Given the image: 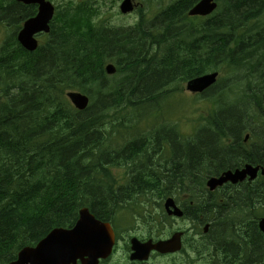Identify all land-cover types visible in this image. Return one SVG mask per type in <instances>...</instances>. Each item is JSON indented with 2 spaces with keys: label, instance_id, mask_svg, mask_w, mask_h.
<instances>
[{
  "label": "trees",
  "instance_id": "trees-1",
  "mask_svg": "<svg viewBox=\"0 0 264 264\" xmlns=\"http://www.w3.org/2000/svg\"><path fill=\"white\" fill-rule=\"evenodd\" d=\"M198 1L170 0L151 22L141 14L135 37L94 33L97 9L79 6L60 28L66 31L61 41L46 42L33 54L15 39L23 9L15 0L1 1L0 264L51 229L70 228L82 207L112 221L123 206L139 211L143 198L178 196L194 186L203 191L207 176L238 166L239 159L263 163L264 133L249 153L234 148L251 123L264 128V0H218L212 16L187 17ZM106 63L116 66L119 80L105 75ZM220 70L222 82L235 80L206 93L207 109L197 113L204 136L197 127L193 140L175 130L165 137L156 120L158 102L181 92L187 81ZM70 91L88 95L90 107L74 110L65 99ZM231 92L241 94L232 105L225 103ZM117 167L128 169L123 186L112 174ZM256 187L239 201L223 200L224 206L212 194L201 203L193 197L191 205L182 203L201 225L213 223L209 234L226 264L241 258L264 264L256 227L264 181ZM223 242L234 243L232 259Z\"/></svg>",
  "mask_w": 264,
  "mask_h": 264
},
{
  "label": "water",
  "instance_id": "water-1",
  "mask_svg": "<svg viewBox=\"0 0 264 264\" xmlns=\"http://www.w3.org/2000/svg\"><path fill=\"white\" fill-rule=\"evenodd\" d=\"M29 4L37 2L40 4L39 14L36 18L25 23L23 30L19 33L18 40L21 45L28 51H34L37 46L33 36L39 31H48V22L52 17L53 10L44 0H20ZM216 8L214 0H201L189 13L190 16H206ZM121 12L131 11L130 0H125L121 4ZM107 74H112L115 69L109 65L105 69ZM217 73L208 74L202 77L190 80L186 84V90L191 93H201L209 88L216 81ZM72 104L79 110H84L87 106V98L80 94H69ZM257 169L246 167L243 171L235 173L227 172L219 178H211L207 182L209 190L223 185L226 182L236 184L242 182L246 176L250 180L256 177ZM264 176V171H262ZM172 210H171V209ZM165 209L169 215L180 217L181 212L175 207L172 200H167ZM260 230L264 233V218L259 223ZM207 226L204 231H206ZM136 241V240H134ZM133 241L132 250L135 252L134 258H143L155 250L160 253L174 252L180 249L179 236L175 235L171 240L164 243L152 245L151 242L143 246L137 245ZM173 246L169 249L166 246ZM112 247V233L108 224L96 221L87 209L79 211V219L74 228L70 231L55 229L51 231L45 239L37 244L34 248H24L18 255L17 260L10 264H75L77 260H83L88 256L94 261L99 258H106L110 254Z\"/></svg>",
  "mask_w": 264,
  "mask_h": 264
},
{
  "label": "rangeland",
  "instance_id": "rangeland-1",
  "mask_svg": "<svg viewBox=\"0 0 264 264\" xmlns=\"http://www.w3.org/2000/svg\"><path fill=\"white\" fill-rule=\"evenodd\" d=\"M116 1L117 0H96V4H97L99 11H100L99 16H98L99 21H105L106 20V21H108L109 26H112V27H120V26L127 27V26L131 25L134 22V18L133 17H129V18L120 17L118 15V12H117L118 4L112 5V3L116 2ZM146 1L147 0H141V4H143L145 6L147 3ZM148 5H149L150 9L155 8L149 3H148ZM151 13L149 12V14H148L149 17L151 16ZM233 93L234 92H231L232 95H233ZM193 100L194 99L192 96L188 95V93L183 91V92L173 94L167 100L159 101L158 103H159V106H161V112L156 113V114H157V116H158V118L162 124H159L158 126H166V125H171L170 123H174L177 125L178 129L180 128L181 133L189 134L190 129H191L190 125L193 124V121L195 119L194 118L195 115H194V117L191 115L192 112L194 113V111H196L197 109H202V108L204 109V105H205V103H202V101L199 103H194ZM192 105H193V107H192ZM205 109H207V107H205ZM225 116H232V114L225 115ZM180 125H182V126L180 127ZM173 130L174 129H172V131ZM198 134L201 136H204L203 132L200 131V129L198 131ZM143 201H145L147 203V206H150V207L143 208L145 212L139 211V216L146 217V218H153V217L157 218V217L164 216L163 210H161L159 207L163 202L162 200L159 201L158 199H156L154 202L152 199H150V200L144 199ZM262 203L264 205V201ZM125 211H129L130 213H133L132 211H137V208L134 206L132 208L125 209ZM126 216L129 218L130 215L126 214ZM140 222H142V220H140L139 218L131 219V224L135 223L136 224L135 227H140V224H141ZM170 222L172 224V222H174V221H170ZM122 225H124V224H122ZM127 225H125V227H128ZM150 226L155 227L154 224H150ZM191 226L192 225L190 223L183 221V220H176L175 225H174V227L180 231H185L186 229H190ZM239 226H242V225H239ZM161 233H163V232H161ZM140 234L146 235L147 230L145 228H142ZM156 234H158L157 230L155 231V235ZM193 234H194L193 232L189 233V236L186 239L185 251L188 255L179 256V257H175L172 259H160L161 264H189L190 261H192L191 264H205L203 260L198 261L197 260L198 258H196L195 254H193L187 248L189 243H192V244L195 243V242H192V240H191L193 238ZM199 234L202 236L201 230L199 231ZM213 238H214V236H211L208 239V242L210 240H212ZM194 241L200 243L201 238L198 236L194 237ZM204 245H206V241H204ZM225 245H226V243L221 244V246H225ZM120 258H122V257L120 256L119 259Z\"/></svg>",
  "mask_w": 264,
  "mask_h": 264
},
{
  "label": "flooded vegetation",
  "instance_id": "flooded-vegetation-1",
  "mask_svg": "<svg viewBox=\"0 0 264 264\" xmlns=\"http://www.w3.org/2000/svg\"><path fill=\"white\" fill-rule=\"evenodd\" d=\"M47 1L50 2L55 8H57V7L59 8V5H62L63 7L68 8V7H70V5H69L70 3L75 4L78 0H47ZM137 5H138V3H137ZM24 7H26V9H29V11L31 12V15L29 16V18L35 16V14L37 13V9H38L37 5L24 6ZM44 36H45V38L49 37V36H46L44 34H39V35H37V40L40 42ZM239 166L240 167H238V168L242 169L244 165H242V163L240 162ZM238 168H235V169L237 170ZM242 185H246L245 182H243L242 184H237L235 186L226 184L225 186H223V190H225L226 187L227 188L230 187L231 190L233 192H235L236 189H238V187H240ZM139 239L142 243L147 242L149 240L156 241L155 239H152V238L145 239V237H140ZM183 239H185V238H183ZM130 241H131V239L126 240V238H123V237L120 238L119 240H117L116 245L113 249V253H112L111 258L107 259V260H101V261H99V264H159L160 263V261L154 259L156 257H159V255L154 253V252L150 254V256H149L150 258L147 260H130V255H131ZM263 246H264V244H263ZM227 249L228 250L226 252L228 253L227 254L228 258L232 259L233 256L237 255V253L233 254L231 249H229V248H227ZM263 250H264V247H263ZM120 256L122 258L119 259ZM170 256H174V255H170ZM224 262H225V260L223 261V263ZM242 262H243V258H241L239 264H244V262L243 263ZM77 264H80V262H77ZM227 264H230V261ZM247 264H251V263L248 262Z\"/></svg>",
  "mask_w": 264,
  "mask_h": 264
},
{
  "label": "bare ground",
  "instance_id": "bare-ground-1",
  "mask_svg": "<svg viewBox=\"0 0 264 264\" xmlns=\"http://www.w3.org/2000/svg\"><path fill=\"white\" fill-rule=\"evenodd\" d=\"M118 43V42H117ZM33 87V86H32ZM30 139V138H29ZM230 249V248H229Z\"/></svg>",
  "mask_w": 264,
  "mask_h": 264
}]
</instances>
